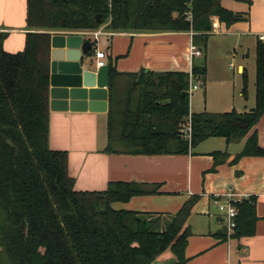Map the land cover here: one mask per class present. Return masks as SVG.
I'll return each instance as SVG.
<instances>
[{
    "label": "trees",
    "instance_id": "16d2710c",
    "mask_svg": "<svg viewBox=\"0 0 264 264\" xmlns=\"http://www.w3.org/2000/svg\"><path fill=\"white\" fill-rule=\"evenodd\" d=\"M213 17L226 26L244 18L220 0H26L23 48L6 51L0 32V264H152L168 250L170 264H185L197 197L173 215L115 209L133 197L159 194L160 186L110 182L103 192L75 191L67 153L49 148V30L97 29L107 22L111 31H193L202 55L191 74L204 84ZM108 69L106 153L182 155L209 138H246L229 161L226 153H212L214 167L264 157L256 131L264 116V40L255 49L254 107L243 112L190 113L187 72L126 73L110 63ZM188 119L186 139L180 127ZM235 206L230 238L253 235L255 198Z\"/></svg>",
    "mask_w": 264,
    "mask_h": 264
},
{
    "label": "crops",
    "instance_id": "0c3cea01",
    "mask_svg": "<svg viewBox=\"0 0 264 264\" xmlns=\"http://www.w3.org/2000/svg\"><path fill=\"white\" fill-rule=\"evenodd\" d=\"M220 4L242 13L244 18L229 26L212 18L205 51V82L198 80L203 91L196 103L190 102L194 90L190 93V113L243 112L254 107L255 49L258 36L264 35V0H220ZM25 18L26 0H0V32L6 34V51L23 48L29 30ZM106 24L97 29L49 32L75 33L89 39L92 46L83 64L87 70H95V53L102 47L105 65L110 63L116 71L126 73H190L193 61L201 59L189 55L193 31H111ZM107 110L92 113L49 109L48 145L51 150L67 153L68 174L74 180L75 191L103 192L110 182L158 184L159 194L136 196L113 207L170 215L195 196L198 199L187 222L190 235L185 264H264V157H243L234 164L214 167L211 155L226 153L229 161L241 151L246 138L230 143L224 138H209L182 155L106 153ZM256 131L258 144L264 149V116ZM226 192L234 193L239 201L255 198L257 221L253 235L224 238V216L217 210L215 199ZM170 260L167 256L164 264Z\"/></svg>",
    "mask_w": 264,
    "mask_h": 264
},
{
    "label": "water",
    "instance_id": "95a60500",
    "mask_svg": "<svg viewBox=\"0 0 264 264\" xmlns=\"http://www.w3.org/2000/svg\"><path fill=\"white\" fill-rule=\"evenodd\" d=\"M96 19L99 20L98 15ZM50 45L49 109L55 112H106L108 66L83 69L91 41L75 33H54ZM149 77L147 74V80Z\"/></svg>",
    "mask_w": 264,
    "mask_h": 264
},
{
    "label": "built area",
    "instance_id": "2783aa9c",
    "mask_svg": "<svg viewBox=\"0 0 264 264\" xmlns=\"http://www.w3.org/2000/svg\"><path fill=\"white\" fill-rule=\"evenodd\" d=\"M96 33H100L99 31ZM95 33V35H96ZM258 38L260 40H264V35H259ZM96 61H95V66L96 67H101L106 64L105 62V52L103 49L96 50ZM189 55L190 58L194 57H199L202 55L200 49L194 45L191 41L190 46H189ZM194 80H196L195 77L192 76L191 72L189 73V88H188V93H190L193 90H196L199 85L197 83H194ZM183 137L186 139L190 138V125H189V119L187 120L186 123H184V128H183ZM240 202L234 193L232 192H226L225 194L216 197L215 203L217 205V210L223 214L224 216V228H225V234H226V240L230 239V236L234 233L235 227H236V216H237V208H236V203Z\"/></svg>",
    "mask_w": 264,
    "mask_h": 264
},
{
    "label": "rangeland",
    "instance_id": "374dc122",
    "mask_svg": "<svg viewBox=\"0 0 264 264\" xmlns=\"http://www.w3.org/2000/svg\"><path fill=\"white\" fill-rule=\"evenodd\" d=\"M103 36H101V38H102ZM102 49H104L105 50V47H102ZM200 60V59H199ZM194 83H197L198 85H199V82H198V80L196 79V80H194ZM201 91H203V87H199L198 89H196V90H194L193 92H192V95H191V98H190V102L192 103V102H198V99H200V93H201ZM183 128H184V124H182L181 125V127H180V133L183 135ZM167 256H170V258H171V260L169 261V262H167L166 264H170L171 263V261L173 260V256H172V254H171V252L168 250V251H166V252H164L162 255H160L157 259H156V261L154 262V263H152V264H164L165 263V260H166V258H167Z\"/></svg>",
    "mask_w": 264,
    "mask_h": 264
}]
</instances>
